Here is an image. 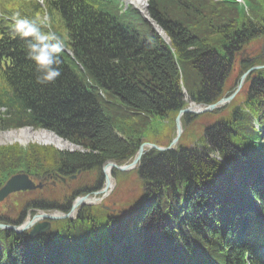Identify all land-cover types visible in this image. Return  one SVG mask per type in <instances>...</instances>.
Listing matches in <instances>:
<instances>
[{
  "label": "trees",
  "instance_id": "trees-1",
  "mask_svg": "<svg viewBox=\"0 0 264 264\" xmlns=\"http://www.w3.org/2000/svg\"><path fill=\"white\" fill-rule=\"evenodd\" d=\"M171 2L169 7L151 0L148 9L169 47L138 11L123 10L120 0H44V9L36 2L15 6L29 18L46 11L52 30L64 33L74 60L63 53L61 76L38 84L25 41L13 36L11 24L0 26V107L7 109L0 112V130H49L84 149L0 146V187L17 173L57 183L21 198L15 210L67 212L77 195L100 188L106 160L131 162L143 139L116 131L117 111L105 113L102 105L167 124L171 138L174 118L186 105L181 81L193 101L212 104L235 89L242 73L264 65L259 52L251 62L235 63L241 49L264 42V0H245L248 10L241 14L228 0ZM184 65L199 74L192 87ZM203 116L213 148L202 136L194 139L200 150L186 148L193 138L185 132L177 150L148 151L135 171L113 172L119 186L134 174L141 188L136 200L124 201L125 215L83 207L76 220L54 224L57 236L32 240L13 234L11 239L0 231V264H7L1 257L8 248V264H262L264 69L247 76L234 102ZM196 118L184 116V128ZM214 152L219 158L210 155ZM77 171L81 175L69 187L59 181ZM21 222L15 216L14 224Z\"/></svg>",
  "mask_w": 264,
  "mask_h": 264
},
{
  "label": "water",
  "instance_id": "water-1",
  "mask_svg": "<svg viewBox=\"0 0 264 264\" xmlns=\"http://www.w3.org/2000/svg\"><path fill=\"white\" fill-rule=\"evenodd\" d=\"M245 76H246V74L241 78L239 87H240L241 83L243 82ZM233 97H234V94L228 98H223L220 101H218L216 104L210 105L208 107H199V105H193V106H190L186 110L180 111L178 116L175 119L176 135H175L174 139L172 140L169 147L174 148V146L176 145V143L178 141V138L182 134V128H181V124H180V117L182 115H184V114H201V113H205V112H211L212 110L217 109V108L223 106L224 104L230 102L233 99ZM51 135H53V134H51ZM57 139L59 141L64 142L60 138H57ZM35 143L38 145H47L44 142H35ZM53 147L56 148L57 150H61L57 146H53ZM145 147L153 148V149L160 150V151L165 150L164 148H160V147H157L154 145L143 144L140 146L135 159L133 160V162L129 166L117 167L115 164L109 163L107 165V167L104 169V174H105L104 188L100 192L94 193L93 198H91L89 196H85V197H80V198L76 199L72 205L71 211L68 214L55 213V214H48L47 215V214L41 213L39 215L34 216L31 221H26L21 226H6V225L0 224V230L13 231L15 234H20L23 231L30 229V232H29L30 238H35V237L42 235L43 233L48 231V229H49L48 221H55V220H60V219H71L72 216L75 214L77 207L84 206V205H93V204L98 203V201H100V199L104 198L109 193V190L113 187V185L111 184V181H110V170L112 168H117L120 171H127V170L132 169L135 166L138 159L140 158ZM64 150H67L69 152H73V151L84 152V149L81 147H78V146H76V147L73 146V147H70L69 149H64ZM39 188H40V185L35 186L31 182V180L28 178V176H26L24 174H18V175L12 176L0 188V203L3 202L11 194L18 193V192L31 191V190H35V189H39ZM98 194H101L102 196L100 197V199H95L94 197L97 196ZM39 220H46L47 222L44 224H38V225L35 224Z\"/></svg>",
  "mask_w": 264,
  "mask_h": 264
},
{
  "label": "clouds",
  "instance_id": "clouds-1",
  "mask_svg": "<svg viewBox=\"0 0 264 264\" xmlns=\"http://www.w3.org/2000/svg\"><path fill=\"white\" fill-rule=\"evenodd\" d=\"M44 4V0H40ZM46 7V6H45ZM9 19L12 22V34L25 41L26 57L35 65L36 82L46 85L61 76V56L66 49L63 35L52 30L50 17L45 11L43 15L29 18L19 11L14 12ZM47 27L42 31L41 27ZM6 107H0V112H6ZM213 158H219L218 153H210Z\"/></svg>",
  "mask_w": 264,
  "mask_h": 264
},
{
  "label": "rangeland",
  "instance_id": "rangeland-1",
  "mask_svg": "<svg viewBox=\"0 0 264 264\" xmlns=\"http://www.w3.org/2000/svg\"><path fill=\"white\" fill-rule=\"evenodd\" d=\"M25 1H28V0H25ZM146 3H147V0H146ZM160 3L164 4L166 6H169V7L174 6L173 3L171 2V0H160ZM170 12L173 13V16L176 15V12L169 11V13ZM262 48H264V43H262V42H260L258 44L253 42V43L249 44L247 47L241 49L238 52V55L235 58V63L238 64V63H240L241 60H242V62H243V60H249L251 62L252 59H254L257 56L256 52L260 51ZM262 51L264 52V49ZM183 70H184V77L186 79L187 84L190 87L197 84V82L199 80V74L196 71L189 68L188 65H184ZM228 92L229 93H227L226 96L233 94L234 90H230ZM232 102H234V101H232ZM102 107H103L105 113H108V114H112L113 110L117 111V114L119 116L118 118H120V119H119V121H114L113 124H114L116 131H118V130L122 131V132H120V134H122V135L125 133H132L133 135H139L140 138H142L143 140L148 141V142H154V141H156V139H162V138H165L167 136L168 129L163 123L154 122L150 118H145L141 115H133V114L127 112L125 107H121L119 109L117 107H114L111 105H102ZM203 118H206V120H204V119L196 120V124L194 125V132H193L194 136L193 137H199L202 133V127L204 125L209 124V121H207V117L203 116ZM4 133H8V132L0 130V135L4 134ZM52 134H53L52 135L53 138L58 140L57 138H59V137L55 133H52ZM59 142H62V141H59ZM5 143H8V142H3L0 144H5ZM16 143H22V142L15 141L11 144H16ZM49 144L57 146L54 143H49ZM186 145L191 147V141L189 143H187ZM73 146L76 147L77 145L71 144L68 141H64V142H62V146H60V149L61 150L69 149L70 147H73ZM131 176H134V175H131ZM121 187H122V185L119 186L115 190V194L113 196H111V198H109L108 200H112L113 198H115V196H116L115 200H117V199L121 200L117 197V194L120 193L118 190ZM130 189L131 190L135 189V193L127 194L126 198L127 199L137 198L139 193L141 192V188H139V185L135 183L134 187H131ZM125 191H126V188L123 190V192H125ZM138 191H139V193H138ZM120 196L122 198H124V194H122ZM103 205L107 206L109 208V210H111L110 205L106 204L105 202L103 203Z\"/></svg>",
  "mask_w": 264,
  "mask_h": 264
},
{
  "label": "bare ground",
  "instance_id": "bare-ground-1",
  "mask_svg": "<svg viewBox=\"0 0 264 264\" xmlns=\"http://www.w3.org/2000/svg\"><path fill=\"white\" fill-rule=\"evenodd\" d=\"M129 3H133L139 9H144V0H127ZM20 141L22 143L36 141L44 143H54L59 148L62 146V142H59L53 136L47 132H33L30 129H24L17 132H9L0 135V143Z\"/></svg>",
  "mask_w": 264,
  "mask_h": 264
},
{
  "label": "flooded vegetation",
  "instance_id": "flooded-vegetation-1",
  "mask_svg": "<svg viewBox=\"0 0 264 264\" xmlns=\"http://www.w3.org/2000/svg\"><path fill=\"white\" fill-rule=\"evenodd\" d=\"M14 199L18 198L19 193L13 195ZM12 199V198H11ZM3 210L0 212V223L5 224V225H13L14 217L15 215L22 217L24 214V219H26L27 214H31L32 211L37 212L38 210L34 209H28L25 211V213L19 212L17 213L13 209L12 202L9 201V206L8 203L5 202V204L2 205ZM9 237L12 239V236L9 234Z\"/></svg>",
  "mask_w": 264,
  "mask_h": 264
}]
</instances>
